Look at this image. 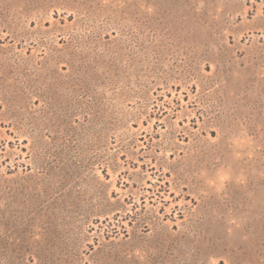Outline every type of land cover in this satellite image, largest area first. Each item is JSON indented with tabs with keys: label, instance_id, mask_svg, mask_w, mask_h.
<instances>
[{
	"label": "rangeland",
	"instance_id": "374dc122",
	"mask_svg": "<svg viewBox=\"0 0 264 264\" xmlns=\"http://www.w3.org/2000/svg\"><path fill=\"white\" fill-rule=\"evenodd\" d=\"M0 264H264V0H0Z\"/></svg>",
	"mask_w": 264,
	"mask_h": 264
}]
</instances>
